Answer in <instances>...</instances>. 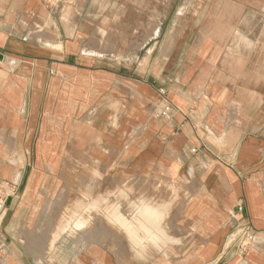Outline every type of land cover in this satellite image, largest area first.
I'll list each match as a JSON object with an SVG mask.
<instances>
[{"label": "crops", "instance_id": "obj_1", "mask_svg": "<svg viewBox=\"0 0 264 264\" xmlns=\"http://www.w3.org/2000/svg\"><path fill=\"white\" fill-rule=\"evenodd\" d=\"M85 165L115 224L35 237ZM0 183V264H264V0H0Z\"/></svg>", "mask_w": 264, "mask_h": 264}, {"label": "rangeland", "instance_id": "obj_2", "mask_svg": "<svg viewBox=\"0 0 264 264\" xmlns=\"http://www.w3.org/2000/svg\"><path fill=\"white\" fill-rule=\"evenodd\" d=\"M60 0H54V2H59ZM263 22H261L262 24ZM260 27V25H259ZM86 169H84V168ZM82 167L80 176H77V180L72 181H65L64 186H62V188L60 189V191L58 192V194L52 196V197H48L47 199V204L49 205V210L44 218V220L48 221V224L46 225V228H44L42 234H38L35 235V237L37 238H43V237H47L49 235V237L51 238V234L52 233H56L58 232L59 235L57 236H62L64 234V236L67 238H71L76 240L78 237H89L90 236V231H92V235L91 239L95 240L94 238V233L97 234V238L99 239V237H103L106 233V224L110 225V224H115L111 219H109L108 217H106L107 213H105V208L103 207L100 211H95L93 210L90 213V220L88 222V219L86 218L88 215V212L86 211H82L81 208H79L74 216L70 217V221L72 223H75V225L77 226L78 229H74V228H70L67 231H63V226H64V219L67 216L68 212H70V209H72L76 203H78L79 206H81V200L84 199V194L86 191H89L95 198L94 194H95V189H103L104 188V183L103 181H101V179H96L94 176H92L90 174L89 169V165H85ZM88 168V169H87ZM94 170V169H93ZM71 176H72V170H70ZM1 185H3L0 188V203L3 202L4 200H6V196L8 194L7 192V184L5 185L4 183H0ZM132 188L136 189V186H131ZM149 189H159L160 185L158 183H149ZM5 189V190H4ZM97 194H99L97 192ZM96 197H100L99 195ZM104 197L105 200L107 199V203L109 204H128L129 205V214L128 216V220L131 222H134V224L136 223V218H137V213L135 211L136 206L138 204H144L142 199L140 202L137 201L136 197H128L126 199L121 198V197H114V198H106L105 196H101ZM152 199V198H151ZM149 203V202H146ZM82 212V213H81ZM77 215V216H76ZM79 215V216H78ZM85 217L84 219L83 216ZM76 216V217H75ZM74 217V218H73ZM73 218V219H72ZM77 218V219H75ZM74 220V221H73ZM79 223L84 221L85 223H80L82 224L81 227L78 226V221ZM55 222L56 224H58L59 228L58 229H53L52 228V223ZM54 226H57V225ZM66 224V221H65ZM62 227V228H61ZM80 228V229H79ZM110 231V230H109ZM115 231H119V230H114ZM124 234L129 238L131 243H134L133 240L131 239V236L127 233V230L124 229ZM55 239H52V244H50V252L51 249L54 247L53 244L55 242ZM146 242L148 240H145ZM135 244V243H134ZM133 244V245H134ZM147 245V243H146ZM145 245V246H146ZM152 246L151 244L148 245V247ZM143 248L144 246H140V245H134L133 249L136 250L137 248ZM114 248H120V246H116L114 245ZM136 252V251H135Z\"/></svg>", "mask_w": 264, "mask_h": 264}, {"label": "built area", "instance_id": "obj_3", "mask_svg": "<svg viewBox=\"0 0 264 264\" xmlns=\"http://www.w3.org/2000/svg\"><path fill=\"white\" fill-rule=\"evenodd\" d=\"M172 111V104L170 102H166L164 107L159 110V114L162 116L168 115ZM3 203H0V211L2 209ZM244 209V205H239V211L242 212ZM256 240V233L254 228L250 223H243L238 225L234 234L235 245L242 251L248 250Z\"/></svg>", "mask_w": 264, "mask_h": 264}, {"label": "bare ground", "instance_id": "obj_4", "mask_svg": "<svg viewBox=\"0 0 264 264\" xmlns=\"http://www.w3.org/2000/svg\"><path fill=\"white\" fill-rule=\"evenodd\" d=\"M72 1H73V0H72ZM77 212H78V211H77ZM85 212H86V211H85ZM81 213H82V212H81ZM76 216H77V215H76ZM76 216H75V217H76ZM78 216H79V215H78ZM82 216H83V215H82ZM73 218H74V217H73ZM73 218H72V219H73ZM84 218H85V217L83 216L82 219H84ZM75 219H77V218H75ZM136 219H137V218H136ZM147 220H150V219H147ZM73 221H74V220H73ZM77 221H78V223H79V220H77ZM84 221H85V220H84ZM84 221H82V222L85 223ZM82 222H80V223H82ZM148 222H149V221H148ZM75 223H76V221H75ZM80 223L78 224V226L80 225L79 227H81L82 224H83V223H82V224H80ZM138 224H139V223H138ZM150 225H151V224H150ZM153 225H154V224H153ZM141 226H142V225H141ZM156 228H157V227H156ZM79 229H80V228H79ZM143 229H145V228L143 227ZM148 230H149V229H148ZM150 230H151V229H150ZM131 232H132V231H131ZM135 232H136V231H135ZM148 233H150V231H149ZM152 233H153V232H152ZM147 236H148V235H147ZM157 236H158V235H157ZM159 238H160V237H159Z\"/></svg>", "mask_w": 264, "mask_h": 264}]
</instances>
